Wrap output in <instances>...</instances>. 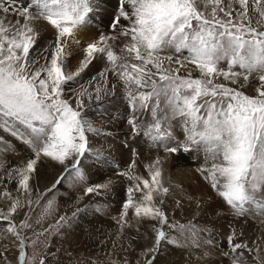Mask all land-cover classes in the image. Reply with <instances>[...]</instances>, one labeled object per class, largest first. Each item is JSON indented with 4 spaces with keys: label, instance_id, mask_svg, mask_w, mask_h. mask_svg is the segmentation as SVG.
<instances>
[{
    "label": "snow or ice",
    "instance_id": "snow-or-ice-1",
    "mask_svg": "<svg viewBox=\"0 0 264 264\" xmlns=\"http://www.w3.org/2000/svg\"><path fill=\"white\" fill-rule=\"evenodd\" d=\"M200 2L117 0L105 25L109 32L101 31L84 44L81 31L96 17L103 21L109 0H0V170L5 169L4 156L16 151L14 141L30 153L23 163L0 175V199L10 202L6 213L0 211V222L6 223L0 234L10 235L18 244L17 264H34L27 248L36 240L27 234L28 213L19 225L14 215L41 204L65 179L69 187L85 182L82 165L88 157L107 159L92 149L89 134L111 133L96 128L87 112L108 103L118 88L132 112L127 123L133 136L143 133L167 154L202 153L204 164L197 171L235 217L264 214V30H260L264 0H235L239 10L233 8V0L226 6L224 0H203L205 9L211 6L210 12L202 10ZM250 3L260 17L258 27L252 26ZM41 26L54 35L45 46H39ZM116 40H122L119 48ZM74 54L81 58L71 67ZM97 60L104 63L103 69L87 85L80 83ZM109 74L116 83L110 82ZM253 77L258 83L255 94L249 95L244 89ZM137 113L149 115L150 122L138 123ZM173 121H178L182 139L175 135ZM45 161L62 171L41 193L32 181ZM162 165L159 157L146 165L148 178L132 171L135 160L117 173L130 181L118 220L121 228L128 224L130 209L138 221L154 222L151 232L142 236L151 241L141 253L144 264H155L166 245L198 248L200 233L209 232L192 222L169 223L162 207L169 193ZM113 183L90 185L84 195L106 196ZM55 206L56 197L47 198L42 215H50ZM196 207H201L199 202ZM80 211L77 208L73 217ZM65 223L67 218L61 216L56 227ZM45 233L34 235L38 239ZM234 240L233 232L227 236L229 251L222 254L231 264H252L242 250H253ZM203 243L216 246L211 235ZM0 259L8 264L6 253H0ZM252 261L264 264L258 254ZM39 264H46L45 259Z\"/></svg>",
    "mask_w": 264,
    "mask_h": 264
},
{
    "label": "rangeland",
    "instance_id": "rangeland-1",
    "mask_svg": "<svg viewBox=\"0 0 264 264\" xmlns=\"http://www.w3.org/2000/svg\"><path fill=\"white\" fill-rule=\"evenodd\" d=\"M227 3L228 0H224L225 6ZM116 4L117 3H109L108 7L114 9ZM199 7L202 10L211 11V6H208L207 9L204 8L203 0L199 3ZM233 8L239 10V4L235 3V0H233ZM235 14L234 12L233 15ZM249 14L252 18V26L258 27L257 21L260 17L257 12L252 11L251 3L249 5ZM260 30H264V27H261ZM101 31H105L106 33L109 32L106 27H102L97 34L99 35ZM98 35L92 34L90 37L95 39ZM113 43L119 48L122 45V40H116ZM167 54L170 53H165V55ZM79 59L80 56L74 54L71 64L75 65L78 63ZM103 67L104 64L98 68L90 65L83 74L80 83L87 85V82L91 80L93 76H96ZM224 67H226V64ZM190 70V68L182 70L181 74L186 75ZM192 75L196 77L199 73L192 72ZM109 79L111 83H116L110 74ZM221 82H223L222 79ZM257 83L258 81L253 77L250 84L244 89L246 94L254 95ZM232 86L235 87V85ZM107 99L109 102L105 103L102 107H93L87 112L88 117L91 118L96 128L100 129L103 133H111V135L99 136L89 134L90 146L92 149L100 152L103 157L107 159L97 161L94 157H88L84 160L82 165V170L86 178L85 182H74L73 186L69 187V182L65 179L63 184L55 192L48 193V196L41 201V204H34L31 208L26 207L13 217L14 223L19 225L20 221L26 218L24 213H28L31 228L28 230L27 234L33 240H36V243L27 248V254L29 257H35L34 264H39L41 258L45 259L46 264H56L51 258L54 259L57 257L60 258L57 264H118L114 256L122 257L125 253L111 251L110 254H107L102 251V238H92L90 217L93 214L96 215V219L102 220V225L104 223L106 228H110L111 233L123 231L129 238L134 237L138 233L136 228L141 230L149 221H138L133 214V210L130 209L127 216L128 224L121 228V224L118 223V220L125 200L126 189L130 181H128L126 177L117 175V173L127 170L128 165L135 160V167L132 171L135 174L148 178V173L145 171L146 174H144L140 163L143 162L145 166L150 165L158 157L162 161L166 160L169 163L167 165V170H165L169 176L167 185H173V191L170 196L176 199L172 201L173 205L171 204L169 207L171 209L169 215L166 206L163 207L165 208L163 210L168 216L169 223L173 221H178L181 224L192 222L199 228H206L209 232H201V237L207 239L208 235H211L216 242V246L213 247L204 244L203 239L198 248H179L166 245L162 248L155 264H231L230 259L225 257L222 253L229 251L227 236L233 232L235 233L234 242L246 243L248 247L253 250L251 253H248L247 250H242L252 264H255V261H252V257L257 254L261 260H264V214L253 212L243 218L235 217L232 210L216 197L210 185L204 181L201 174L197 171L200 166L196 168L198 160V158H196V152H181L183 155H188L189 160H187L188 162H182L179 166L170 163L172 155L165 153L162 147L153 146L151 141L144 137L143 133L133 136L131 128L127 123L132 112L123 98V92L118 88L116 96H110ZM93 104L95 105V102H93ZM137 115L140 117L138 123L142 122L147 124L151 120V117L145 113H137ZM177 125L178 121H173V126L176 129L175 135L182 139L183 137ZM14 143L16 145V151L8 154L5 169H3L1 175H3L4 171L8 168L20 165L28 157V155L23 154L21 151L23 145L15 141ZM133 149L135 150V155H133ZM200 155L203 160L202 162H204L203 154L200 153ZM42 166H44V172H47V170L55 172V168H57V171L60 173L62 171L61 166L52 162L45 161L42 163ZM180 168L184 170H180ZM187 169H191L192 171H188ZM53 175L54 174L51 173L50 181L54 180ZM59 175L60 174L57 175V178ZM108 180H112L114 183L111 185L106 196L84 195V191L88 186L104 183ZM51 184L52 183L49 185ZM11 187L14 188L15 185L13 184ZM48 188H51V186ZM14 193L15 192H13V195ZM169 193L166 197L169 196ZM52 196L56 197L55 209L50 215L44 217L42 215L43 205L46 203V199ZM78 197H82V199H80V202L77 204L76 200ZM32 198L35 200L36 195ZM177 201L180 202V207H177ZM197 202L201 205L199 209L196 207ZM77 208L81 209V211L73 217V213L76 212ZM97 209H99V211H97ZM61 216L67 218V223L63 225L67 231H71L72 235L78 233L77 235L83 237V240L86 238V247L74 253L72 260L69 259L68 261H66L65 256L62 255L57 246H53L50 252H47L48 247L46 248L50 236L54 233L53 230L54 227H56V222ZM47 218L48 220L50 218L51 225H47ZM38 220L39 222H37ZM4 224L6 223L0 222V225ZM46 229L48 231L45 233ZM34 233H45V235H41L37 239ZM172 234L176 235L175 232H172ZM0 243L2 245L4 244L8 250L6 256L11 255L12 252L11 250L9 251V249L12 243L10 244L7 238H0ZM13 245H15V261L17 262L19 248L17 243ZM1 252L0 250V253ZM205 252L208 253L207 256L204 255ZM61 256L64 257V261H62L63 259L61 258L63 257ZM120 257H118V259H120ZM129 257L131 256L129 255ZM133 257L136 258L134 255ZM142 262L143 261L138 263L132 262L131 264H144Z\"/></svg>",
    "mask_w": 264,
    "mask_h": 264
},
{
    "label": "bare ground",
    "instance_id": "bare-ground-1",
    "mask_svg": "<svg viewBox=\"0 0 264 264\" xmlns=\"http://www.w3.org/2000/svg\"><path fill=\"white\" fill-rule=\"evenodd\" d=\"M109 3H117V0H109ZM114 12H115V8L110 9L108 7L107 12L103 17L102 22H101L100 17H96V20L90 26L83 29L80 33L82 43L86 44L91 39H94V38H91L90 35H92V34L98 35L97 32L100 31V28L105 27V25L108 24V22L112 18V15L114 14ZM53 39H54L53 32L51 30L45 31V30H43V26H41V39H40L39 46H45V45H47V43L49 41H51ZM77 51H79V50H77ZM102 64H104L102 61L97 60L91 66L98 68V67L102 66ZM76 65H77V63L75 65L71 64V67H74ZM21 151L25 155L29 156V154H30L29 150H27L24 145L21 147ZM8 154H11V152L7 153L4 156L5 163H6V158L8 157ZM197 154H196V158H198V160H197L196 168H198L197 166L201 167L203 165L202 163H204V162H202L203 160L200 157L201 155L200 154L197 155ZM171 155H172L171 158L169 157L170 163L177 164L178 166L180 164H182V162L189 160V158H188L189 156L186 154L183 155L181 152L178 154H171ZM140 164H141L142 171L144 172V174H146L145 173V171H146L145 165L143 164V162H141ZM168 164L169 163L166 160H164L162 167H163V176H164V186L169 188L170 193H169L168 197H166V198L164 197V204L162 205V207L166 206L167 213L169 215L170 211H171V209L169 207L171 204L173 205L172 201H175L176 199H174V197L170 196V194H172V191H173V185L172 184L167 185L169 176L165 170H167ZM177 168H179V167H177ZM180 170H184V169L180 168ZM185 170H186V168H185ZM187 170L192 171L191 169H187ZM2 171L3 170H0V175L3 173ZM185 172H187V171H185ZM51 173L54 174L53 175V177H54L53 181H50ZM58 174H60V172L57 171V168H55V172H51L50 170H47V172H44V166H42V164H41L39 166V172L37 174V177H36V179H34L32 181V184H33L35 189H37L38 191H41V193H42L48 187L52 186V184L54 183ZM50 183H52V184L49 185ZM15 195H16V193H14V196ZM34 195H36L35 192L33 193V196ZM9 206H10V202L5 201L3 199H0V211H3L6 213L8 211ZM171 208H172V206H171ZM163 209H165V208H163ZM90 220H91V225H92V230H91L92 238H95V239H97V238L99 239V237L102 238L103 241H101V247H102L103 252H105L107 254L108 253L110 254L111 251L124 252L125 253V255L122 254L123 255L122 257L118 256V257H120V259H118L117 256H114L116 263L126 264V262H127V264H129V263L131 264L132 262L138 263L140 261H143L142 263H144L145 258L141 255V253H142L145 245L151 246V241L144 240L142 238V236L146 231L149 233L151 232V228H150L151 222H147V223L145 222L146 223L145 227H143L141 230L139 229V232L134 236V237H138V239L133 240L132 237L129 238L126 235V233L123 231H119L117 233H115V232L111 233L110 228H106L104 223L102 225V220L100 221L99 219H96V215H94V214L90 217ZM46 222H47V225H51L50 224L51 223L50 218H49V220L47 218ZM5 226H6V224L0 225V227H5ZM53 231H54V233L50 236L48 243H47V246H46V248L48 247L47 252H50L51 248L53 246H57L60 249L62 255L65 256L66 261H68L69 259L72 260V256H74L73 255L74 253H77L86 247V241H85L86 238H85V240H83L82 239L83 237H81L80 235H77L78 233H75L74 235H72L71 231H67V229L64 226L59 227V228L54 227ZM0 238H3V239L7 238V240L10 242V244L12 243L11 247L9 249V251L11 250L12 253H11V255L6 256V258H7L8 264H16L17 263L15 261L16 251L14 250L15 245H13L14 244L13 238L8 234H0ZM0 250L2 251L1 253H8L7 252L8 250L5 247V245L4 244L2 245L1 243H0ZM129 255L132 258L129 257ZM133 255L136 258H134ZM63 256H61V257H63ZM59 259H60L59 257L54 258V259L51 258V260H53L54 263H56V264L59 262ZM61 259H63L62 261H64V257ZM0 264H5L3 259H0Z\"/></svg>",
    "mask_w": 264,
    "mask_h": 264
}]
</instances>
